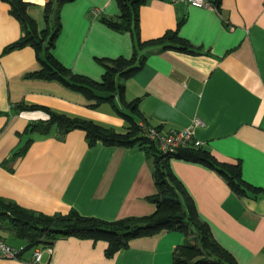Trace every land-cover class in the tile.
I'll return each instance as SVG.
<instances>
[{
  "label": "crops",
  "instance_id": "crops-1",
  "mask_svg": "<svg viewBox=\"0 0 264 264\" xmlns=\"http://www.w3.org/2000/svg\"><path fill=\"white\" fill-rule=\"evenodd\" d=\"M26 1L38 30L45 29L48 0ZM120 12L117 0L65 2L51 52L73 73L101 81L105 67L99 58H130L136 48L131 31L103 21ZM172 29L195 51L166 46L169 40L138 48L145 56L141 68L119 78L124 98H139L138 113L124 109L165 130L183 129L201 117L195 132L203 148L220 161L240 162L242 177L264 187V0H221L219 8L168 0L141 5L142 41ZM22 34L9 2L0 0V197L36 212L75 209L108 221L152 214L157 187L153 159L144 149L89 145L85 130L61 132L56 124L47 133L26 131L30 123L48 120L50 110L120 132L131 120L110 101L98 102L58 79L30 76L42 68L32 45L4 52ZM115 100L122 107L119 94ZM169 166L216 240L240 264H264V194L238 195L223 175L200 162L172 157ZM10 233L0 228L6 240ZM185 240L180 230H163L133 237L109 256L107 240L61 236L43 246L41 263L26 251L23 258L0 257V264H172Z\"/></svg>",
  "mask_w": 264,
  "mask_h": 264
},
{
  "label": "trees",
  "instance_id": "trees-1",
  "mask_svg": "<svg viewBox=\"0 0 264 264\" xmlns=\"http://www.w3.org/2000/svg\"><path fill=\"white\" fill-rule=\"evenodd\" d=\"M6 1L10 4V13L21 22L23 34L8 44L4 52L32 45L37 51L42 68L30 73V76L58 79L96 98L98 102L110 101L117 111L131 120L129 129L120 132L90 119L72 117L50 110L48 120L32 122L27 126L26 131L47 133L51 126L56 124L61 132L73 128L85 130L89 145L102 141L108 145L138 146L153 159V175L157 187V192L150 197L156 205L152 214L112 221L84 216L75 209L67 213L54 214L36 212L0 197V228H6L15 238L23 241L22 244L25 246L20 258H23L26 251H32L33 255L35 247L43 248L61 236L76 235L107 240L106 254L110 256L120 248L127 246L133 237L151 235L163 230H180L185 233L186 240L175 248L172 264H240L234 255L216 240L209 223L199 216L192 196L172 172L169 162L172 157H176L203 163L223 175L238 195H250L251 192L255 196L259 193L264 194V187H257L242 177L240 162L220 161L202 145L185 146L178 148L177 151L163 152L154 140L143 134L139 121L133 114L124 109L126 107L131 112L138 113L139 98L127 101L124 98V83L119 81V78L130 77L141 68L145 56L139 54L138 48L165 40L170 41L166 45L169 47L192 52L195 48L185 38L178 35L177 29L169 30L161 37L142 41L140 38V7L146 0H117L120 14L117 17H103V21L118 30L131 31L136 48L130 58L123 56L99 58L105 67V73L101 81H95L73 73L51 52L61 28L59 9L65 2L71 0L47 1L45 7L47 27L41 31L38 30L36 21L28 12V1ZM212 1L216 8L220 7L221 0ZM116 94H119L122 107L115 100ZM27 146H24L21 152Z\"/></svg>",
  "mask_w": 264,
  "mask_h": 264
},
{
  "label": "built area",
  "instance_id": "built-area-1",
  "mask_svg": "<svg viewBox=\"0 0 264 264\" xmlns=\"http://www.w3.org/2000/svg\"><path fill=\"white\" fill-rule=\"evenodd\" d=\"M172 3L188 2L198 6L214 7L212 0H168ZM93 15L99 14V9L93 7L91 9ZM201 117H195L192 125L183 129L165 130L161 127L150 125L144 121H140L139 125L144 135L154 140L163 152L177 151L180 147L185 146H201L203 141L196 136L195 127L203 124ZM24 244L14 245L0 235V257L4 258H20V254L24 249ZM43 248L35 247L31 261L34 263H41Z\"/></svg>",
  "mask_w": 264,
  "mask_h": 264
},
{
  "label": "rangeland",
  "instance_id": "rangeland-1",
  "mask_svg": "<svg viewBox=\"0 0 264 264\" xmlns=\"http://www.w3.org/2000/svg\"><path fill=\"white\" fill-rule=\"evenodd\" d=\"M8 240H9L10 242H16V241H18L17 238H14V236L12 235V233H10V235L8 236Z\"/></svg>",
  "mask_w": 264,
  "mask_h": 264
}]
</instances>
